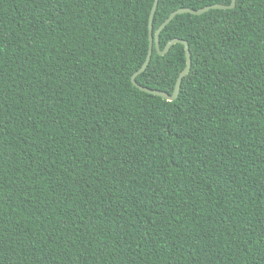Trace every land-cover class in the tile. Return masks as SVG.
I'll list each match as a JSON object with an SVG mask.
<instances>
[{"label": "trees", "instance_id": "trees-1", "mask_svg": "<svg viewBox=\"0 0 264 264\" xmlns=\"http://www.w3.org/2000/svg\"><path fill=\"white\" fill-rule=\"evenodd\" d=\"M153 2L0 0V264H264V0L161 31L171 102Z\"/></svg>", "mask_w": 264, "mask_h": 264}, {"label": "water", "instance_id": "water-1", "mask_svg": "<svg viewBox=\"0 0 264 264\" xmlns=\"http://www.w3.org/2000/svg\"><path fill=\"white\" fill-rule=\"evenodd\" d=\"M235 1L236 0H231L229 5L213 4V5L198 9V10H193V9H189V8H179V9L173 11L172 13H170V15L167 17V19L158 27V29L155 31V33L153 35L152 22H153V16H154V13L156 11L157 4H158V0H154L151 11H150V15H149V24H148L149 48H148V53H147L146 59H145L144 63L142 64V66L131 76L130 80H131L132 85L144 93H147L149 95H153L156 97H160L166 101L171 102V101L176 100L178 97V94H179L181 81L190 71L191 58H190L189 46L185 40H181V39L176 38V39H172L171 41H169L165 45L164 49L161 50L159 47V34L177 15L191 14V15L199 16V15H202V14L208 12L209 10L232 9L235 6ZM175 44L183 45L184 52H185L186 65H185L184 69L179 73V75L176 79L175 86H174L172 93L167 94L165 92L148 89V88H145V87L138 85L135 79L138 75H140L141 73H143L146 70V68L150 62V59H151L153 46H155V49H156L158 55L163 56V55L167 54L168 51L170 50V48Z\"/></svg>", "mask_w": 264, "mask_h": 264}]
</instances>
